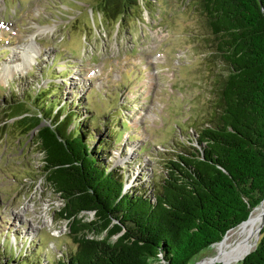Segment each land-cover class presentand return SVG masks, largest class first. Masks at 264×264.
Segmentation results:
<instances>
[{
    "label": "rangeland",
    "instance_id": "rangeland-1",
    "mask_svg": "<svg viewBox=\"0 0 264 264\" xmlns=\"http://www.w3.org/2000/svg\"><path fill=\"white\" fill-rule=\"evenodd\" d=\"M97 3L0 0V106L11 99L70 112L68 130L83 126L91 147L107 143L98 156L122 175V190L151 195L166 160L205 121L223 68L193 0H139L119 23L103 19ZM35 134L0 126V264H55L75 249L57 219L62 203L43 181ZM216 252L214 243L188 264Z\"/></svg>",
    "mask_w": 264,
    "mask_h": 264
},
{
    "label": "trees",
    "instance_id": "trees-1",
    "mask_svg": "<svg viewBox=\"0 0 264 264\" xmlns=\"http://www.w3.org/2000/svg\"><path fill=\"white\" fill-rule=\"evenodd\" d=\"M102 1L95 11L116 23L139 2ZM193 2L210 36L212 61L223 69L216 75L205 121L191 142H182L166 160L151 195L122 190V175L107 170L98 156L107 143L91 147L83 126L68 130L70 112L52 116L41 103L36 108L43 113L11 99L0 106L1 127L19 136L35 130L43 181L62 203L57 219L67 221L75 249L55 264H188L261 202L264 0ZM110 128L115 136L117 125ZM83 212L93 218L85 220ZM238 263L264 264V225L254 249Z\"/></svg>",
    "mask_w": 264,
    "mask_h": 264
},
{
    "label": "bare ground",
    "instance_id": "bare-ground-1",
    "mask_svg": "<svg viewBox=\"0 0 264 264\" xmlns=\"http://www.w3.org/2000/svg\"><path fill=\"white\" fill-rule=\"evenodd\" d=\"M263 225L264 198L259 205L252 209L248 218L235 227L237 229L228 230L222 239L215 243L217 252L215 255L213 254V257L196 261L195 264H215L218 262L235 264L239 262L248 252L254 249ZM232 233L235 234L234 237Z\"/></svg>",
    "mask_w": 264,
    "mask_h": 264
},
{
    "label": "water",
    "instance_id": "water-1",
    "mask_svg": "<svg viewBox=\"0 0 264 264\" xmlns=\"http://www.w3.org/2000/svg\"><path fill=\"white\" fill-rule=\"evenodd\" d=\"M263 198H264V196H263ZM263 198H262V200H263ZM262 200H261V201H262ZM259 204H260V203H259ZM255 207H256V206H255ZM255 207H253L252 209H254ZM251 211H252V210H251ZM251 211H250V212H251ZM249 214H250V213H249ZM247 218H248V217H247ZM243 258H244V257H243ZM243 258H242V259H243Z\"/></svg>",
    "mask_w": 264,
    "mask_h": 264
}]
</instances>
